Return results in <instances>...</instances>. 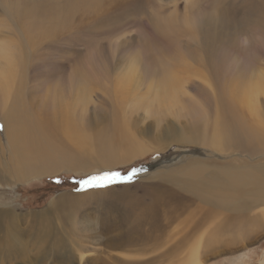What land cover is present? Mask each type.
Returning <instances> with one entry per match:
<instances>
[{"label":"rangeland","instance_id":"rangeland-1","mask_svg":"<svg viewBox=\"0 0 264 264\" xmlns=\"http://www.w3.org/2000/svg\"><path fill=\"white\" fill-rule=\"evenodd\" d=\"M7 33L8 44H17L22 55L17 74L29 89L26 96L68 88L80 76L90 94L84 116L109 118L110 125L99 123L96 132L107 129L117 150L112 168L86 175L59 171L11 183L9 167L6 183H0V212L13 215L0 213V264H187L193 251L196 264H264V207L237 212L176 196L182 203L163 218L173 186L157 177L188 161L264 163L261 147L222 151L208 142L213 121L225 119L222 90L264 71V0H0L1 41ZM206 53L220 72L195 58ZM132 58L141 78L120 97L115 85ZM168 75L180 80L178 105L156 96L147 102V87ZM209 93L214 101L207 106ZM25 125L32 129L31 122ZM8 139L0 116L3 146ZM138 146L145 154L127 160ZM133 168L140 171L128 183H76L104 172L127 176ZM159 185L166 189L154 190ZM61 196L62 206L52 204ZM130 201H141L150 214L140 229L148 236L135 245H112L106 241L124 230H108L109 219L123 212L115 208L128 207L123 221L130 227ZM39 214L48 215L46 224L39 226ZM240 224L244 229L238 232Z\"/></svg>","mask_w":264,"mask_h":264},{"label":"bare ground","instance_id":"bare-ground-1","mask_svg":"<svg viewBox=\"0 0 264 264\" xmlns=\"http://www.w3.org/2000/svg\"><path fill=\"white\" fill-rule=\"evenodd\" d=\"M10 38L11 34L7 33L3 41L0 40V116H2V123L9 138V144L4 146L0 141V183H6L2 181V178L7 175L9 167L13 169L12 176L14 178L9 179L10 176L8 177V181L11 183L24 182L33 178L39 179L59 171L83 172V175H86L95 170L104 171L112 168L113 164L115 165L114 160L116 161L113 155L117 150V142L107 129L96 132L97 124L110 125L109 118L103 117V119L99 115L91 119L84 116L85 105L90 94H86L88 87L81 83L80 76L79 82L74 81L76 80L74 77L68 88H48L45 94L38 97H33L36 92L32 91L26 96L25 91L29 89H26L17 74L22 55L19 54L17 44H8V42H12ZM202 57L196 56L195 58L198 61L203 59L206 64L208 63L213 73L220 72L214 71L218 69L212 65L209 54L206 53ZM132 59L127 72L115 85L116 95L120 96L122 91L126 92L131 84L135 82L138 84L137 80L139 77L141 78V76H137L138 67L135 58ZM219 63L221 62L219 61ZM155 75L158 74H153L151 78ZM155 80L154 83L150 84V87H147V102L152 101L153 96H156V98L160 97L166 101L175 99V105H178L180 80L174 75H168L165 78L162 76L157 82ZM229 85V88L223 89L219 95V102L225 119L213 121V131L208 140L209 146L222 151L239 148L244 150L259 149L260 147L264 150V71L260 69L254 71L249 75L246 83L231 82ZM209 94V105L206 104L207 106H210L214 101V98H211V93ZM32 97L35 99H31ZM27 122L32 123V129H27L25 125ZM194 129L196 127L192 130ZM194 131L197 132V130ZM192 138L191 140L198 139V134L193 133ZM200 144L204 145L202 142ZM4 148L7 149V153ZM145 151L143 146H138L129 155L127 154V160L143 156ZM157 177L164 179L173 186L169 192L171 200L164 204L165 209L162 210V212L164 211L162 213L163 218L171 210L169 207L182 203L179 202L181 199L176 196L187 201L196 200L210 206L234 208L237 212L254 206L256 208L264 207V163H256L255 165L242 163L238 166L229 164L228 166H220L212 163L207 166L196 161H188L174 169L158 172ZM164 186H156L154 190L166 189ZM182 191L188 192L189 195ZM62 197H58L52 204L58 203L56 206H62ZM173 199L176 201L174 202ZM130 202L132 203V201ZM127 210L128 207L115 208L117 214L123 212L115 216L114 221L109 219L111 225L107 229H123L124 231L117 233L120 236L108 237L106 242L118 246L120 244H122L121 246L135 245L146 235L140 229L144 228L143 225H146L145 218L149 217L150 214H146L143 203L141 201L132 203L130 227H127L126 222L123 221L129 217ZM137 211H139L138 215ZM5 213L13 215L11 212ZM47 216L39 214L36 217L39 226L46 224ZM243 227L240 224L236 226V229L241 232ZM100 233L103 234L104 232L101 231ZM197 256L196 251H193L186 263L196 264Z\"/></svg>","mask_w":264,"mask_h":264},{"label":"snow or ice","instance_id":"snow-or-ice-1","mask_svg":"<svg viewBox=\"0 0 264 264\" xmlns=\"http://www.w3.org/2000/svg\"><path fill=\"white\" fill-rule=\"evenodd\" d=\"M139 169L133 168L127 176L122 175L120 172H104L101 175H92L88 179L76 181L77 184L87 185L88 187H106L113 183H128L132 178L139 173ZM57 183L60 180L57 178Z\"/></svg>","mask_w":264,"mask_h":264},{"label":"trees","instance_id":"trees-1","mask_svg":"<svg viewBox=\"0 0 264 264\" xmlns=\"http://www.w3.org/2000/svg\"><path fill=\"white\" fill-rule=\"evenodd\" d=\"M57 185V184H56Z\"/></svg>","mask_w":264,"mask_h":264}]
</instances>
